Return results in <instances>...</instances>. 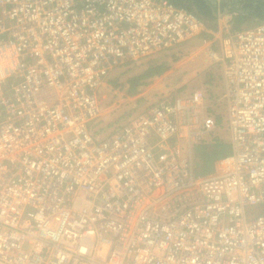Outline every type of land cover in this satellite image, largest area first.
<instances>
[{
    "label": "built area",
    "instance_id": "obj_1",
    "mask_svg": "<svg viewBox=\"0 0 264 264\" xmlns=\"http://www.w3.org/2000/svg\"><path fill=\"white\" fill-rule=\"evenodd\" d=\"M234 16L210 28L169 0H0V264H264V20ZM192 39L222 68L211 104L166 90L90 131L110 74ZM220 125L227 163L197 175L184 149Z\"/></svg>",
    "mask_w": 264,
    "mask_h": 264
},
{
    "label": "rangeland",
    "instance_id": "obj_2",
    "mask_svg": "<svg viewBox=\"0 0 264 264\" xmlns=\"http://www.w3.org/2000/svg\"><path fill=\"white\" fill-rule=\"evenodd\" d=\"M241 26H252L253 20L241 22ZM154 64H164L168 67L161 75L154 76L145 82L134 77L142 73L149 61L131 64L121 70H116L108 77V81L99 88L98 98L101 102L100 116L91 124L90 131L98 138L106 136L115 124L126 117H133L152 103L161 92L176 90L182 93L199 89L206 95V104H211L213 98L222 90L221 66L206 56V52L198 39L189 40L168 52L159 54ZM208 114L220 120L224 114L223 107L217 105ZM213 143H197L190 149H184L191 157L192 164L208 153L218 151V143L222 142L223 153L214 158V167L210 173L221 170L227 163L230 148L227 151V133L220 125L215 129ZM218 142V143H217ZM230 147V146H228ZM222 152V151H221ZM219 155V154H218ZM207 173V174H208Z\"/></svg>",
    "mask_w": 264,
    "mask_h": 264
},
{
    "label": "trees",
    "instance_id": "obj_3",
    "mask_svg": "<svg viewBox=\"0 0 264 264\" xmlns=\"http://www.w3.org/2000/svg\"><path fill=\"white\" fill-rule=\"evenodd\" d=\"M173 4L183 7L196 16L204 20L206 25L210 28L216 26V20L219 13L234 12L235 16L232 18V25L234 28H243L248 26L239 25L245 20H253V25L264 20V0H169ZM193 40V39H192ZM189 42V41H187ZM186 43V42H185ZM157 59L154 58L145 64L148 66L142 71L141 74L134 77V83L138 80L145 82L146 80L161 75L168 69L164 64H154ZM215 120L218 119L214 117ZM95 122V121H93ZM92 122V123H93ZM218 122V120H217ZM218 143V142H217ZM222 142L218 143V151L206 154L200 160L194 162V172L197 175H205L212 170V163L214 158L223 153ZM227 146V151H228ZM222 151V152H221ZM219 154V155H218Z\"/></svg>",
    "mask_w": 264,
    "mask_h": 264
},
{
    "label": "crops",
    "instance_id": "obj_4",
    "mask_svg": "<svg viewBox=\"0 0 264 264\" xmlns=\"http://www.w3.org/2000/svg\"><path fill=\"white\" fill-rule=\"evenodd\" d=\"M212 167H214V164L212 165Z\"/></svg>",
    "mask_w": 264,
    "mask_h": 264
}]
</instances>
